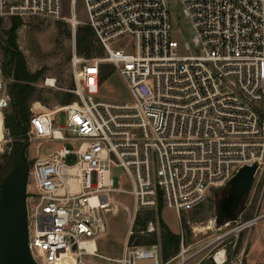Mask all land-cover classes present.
<instances>
[{
  "label": "built area",
  "instance_id": "1",
  "mask_svg": "<svg viewBox=\"0 0 264 264\" xmlns=\"http://www.w3.org/2000/svg\"><path fill=\"white\" fill-rule=\"evenodd\" d=\"M81 1L85 20L77 16L78 0H70L66 19L74 40L88 25L104 53L81 55L74 41L77 100L52 110L39 102L30 108V138L63 141L28 159L32 255L37 264H82L86 255L119 264H188L193 256H186L183 230L177 254L167 261L160 244L127 246L120 258H109L89 242L108 234L120 193L133 197L136 212L162 204L181 220L212 190L229 186L243 166L257 164L256 174L263 169L264 0H177L191 36L183 45L172 37L180 27L172 22V0ZM25 15L61 19L64 0H0V19ZM105 63L123 78L130 102L100 97ZM10 103L0 60L3 137ZM116 167L126 172L123 183L112 174ZM262 217L237 223L236 232ZM148 230H156L153 221ZM228 253L218 249L215 263L234 264Z\"/></svg>",
  "mask_w": 264,
  "mask_h": 264
},
{
  "label": "rangeland",
  "instance_id": "2",
  "mask_svg": "<svg viewBox=\"0 0 264 264\" xmlns=\"http://www.w3.org/2000/svg\"><path fill=\"white\" fill-rule=\"evenodd\" d=\"M171 6L173 24L180 23L179 28L175 25L172 37L180 45H183L187 41H191L190 29L182 19V8L179 2L172 0ZM76 7L78 18L85 20L83 2L78 0ZM70 13V0H64V16L61 19L55 20L32 15L20 16L22 25L17 29L19 48L25 55L29 71L31 73L40 72L37 82L34 83L35 91L28 102L30 107L39 102L41 109L52 110L55 106L66 105L67 100L72 102L77 100V96L72 91L74 81L71 66L74 41L77 49V39L75 37L74 40L71 26L66 20ZM14 18L0 19V60L2 63L8 60L5 55V47ZM102 78L100 93L102 99L112 102H130L132 100L123 78L112 65L108 63L103 65ZM48 79L52 81L49 83ZM6 82L9 89L13 80L6 75ZM64 118L65 113H60L61 124L64 123ZM57 126L55 124V127ZM3 136L0 112V141L4 138L0 142V162L3 160L2 154L11 152L15 142L7 131L5 137ZM27 136L31 140L26 151L27 160L44 157L63 144V141L31 139L28 134ZM112 174L118 176L121 183L126 179V172L122 167L114 168ZM124 187L128 188L127 185ZM228 191L229 186L212 190L202 204L184 211L181 220L174 209L163 207L161 217L165 223L171 229L179 231V236L182 230L185 232V246L188 248L186 256H193L188 264H216L213 255L223 247L228 248L229 251L236 247L232 262L229 263L264 264V217L257 224L247 227L241 232L235 230L237 223L245 222L264 213V166L256 174L254 184L242 202V208H239L233 218L225 220L218 217V203L228 194ZM119 199L120 211L110 217L108 234L91 240L89 242L90 249L109 258H120L125 247L127 248L125 242L128 232L131 231L136 232L139 235L138 241L143 243L150 242L154 239V234L157 233L158 237L153 244L161 245L160 233L163 229L160 226L159 218L156 216L155 219L150 220L153 221L156 230L149 231V222L146 223V219L151 211L136 212L135 202L130 194L120 193ZM139 213H142L141 221L136 223ZM226 221L230 222L227 226L224 225ZM218 236L227 238L223 242H218ZM82 260L85 264H119L92 255L83 256Z\"/></svg>",
  "mask_w": 264,
  "mask_h": 264
},
{
  "label": "trees",
  "instance_id": "3",
  "mask_svg": "<svg viewBox=\"0 0 264 264\" xmlns=\"http://www.w3.org/2000/svg\"><path fill=\"white\" fill-rule=\"evenodd\" d=\"M14 21L9 29V37L7 40V46L5 47V55L8 57V60L3 64L4 73L8 77H11L13 82L8 89V92L11 97V103L8 109L5 110L4 115V125L7 133L11 139H14L15 142L12 145V150L9 153L2 154V161L0 162V185L5 175L13 166L14 155L18 149L28 140V130H29V120L32 115L29 106V99L35 91L34 83L37 82L40 72L31 73L27 66V60L24 53L19 48L17 42V29L22 25L20 16H14ZM13 18V17H12ZM77 50L80 54H83L88 57L101 56L104 51L102 47L98 44L93 29L88 26H80L77 29ZM7 67H9L7 69ZM5 75V76H6ZM103 78L101 76V82ZM71 100H67V104L71 103ZM28 167L31 166V162L26 159ZM163 205L160 204L157 212L155 210H142L151 211L150 215L146 219V223L152 219H155L156 216L159 218V223L163 231L160 233L161 249H162V258L164 261L172 258L177 254L180 245V236L171 231L169 226L161 217V211ZM139 213L136 218V223H140L141 215ZM146 225V224H145ZM153 235V234H152ZM158 234H154V239L148 243H143L138 241L139 235L136 232H133L129 238V246H138V245H151L157 239ZM153 238V237H152Z\"/></svg>",
  "mask_w": 264,
  "mask_h": 264
},
{
  "label": "water",
  "instance_id": "4",
  "mask_svg": "<svg viewBox=\"0 0 264 264\" xmlns=\"http://www.w3.org/2000/svg\"><path fill=\"white\" fill-rule=\"evenodd\" d=\"M27 140L15 153L13 166L0 185V264H37L29 245ZM257 164L243 166L229 183V193L219 201L218 217L225 220L242 208L255 180ZM76 247V246H75ZM236 247L228 257L232 259Z\"/></svg>",
  "mask_w": 264,
  "mask_h": 264
},
{
  "label": "crops",
  "instance_id": "5",
  "mask_svg": "<svg viewBox=\"0 0 264 264\" xmlns=\"http://www.w3.org/2000/svg\"><path fill=\"white\" fill-rule=\"evenodd\" d=\"M167 224V223H166ZM168 225V224H167ZM170 228V227H169ZM171 229V228H170ZM172 232L176 233V234H179V231H175L173 229H171ZM130 235H131V232H128V235H127V239H126V242H125V246H128V243H129V238H130ZM125 250H126V247L125 249L123 250V254L125 253ZM99 253V252H98ZM100 254V253H99ZM122 254V255H123Z\"/></svg>",
  "mask_w": 264,
  "mask_h": 264
},
{
  "label": "bare ground",
  "instance_id": "6",
  "mask_svg": "<svg viewBox=\"0 0 264 264\" xmlns=\"http://www.w3.org/2000/svg\"><path fill=\"white\" fill-rule=\"evenodd\" d=\"M50 81H52V80L49 79V83H50ZM199 252H201V251H199ZM217 259H218V261H221V256L219 255ZM82 264H85L83 260H82ZM234 264H238V263H234Z\"/></svg>",
  "mask_w": 264,
  "mask_h": 264
},
{
  "label": "flooded vegetation",
  "instance_id": "7",
  "mask_svg": "<svg viewBox=\"0 0 264 264\" xmlns=\"http://www.w3.org/2000/svg\"><path fill=\"white\" fill-rule=\"evenodd\" d=\"M227 187H228V186H227ZM228 193H229V191H228ZM227 195H228V194H226L225 196H227ZM225 196H224V197H225ZM238 210H239V209H238ZM237 212H238V211H237ZM237 212H236V213H237ZM219 218H220V217H219Z\"/></svg>",
  "mask_w": 264,
  "mask_h": 264
}]
</instances>
